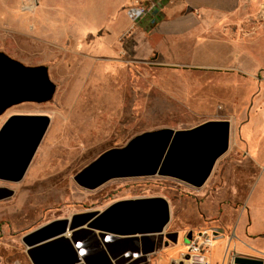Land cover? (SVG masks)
Here are the masks:
<instances>
[{
    "label": "rangeland",
    "instance_id": "rangeland-1",
    "mask_svg": "<svg viewBox=\"0 0 264 264\" xmlns=\"http://www.w3.org/2000/svg\"><path fill=\"white\" fill-rule=\"evenodd\" d=\"M29 2L0 0V12L8 13L9 24L14 23L11 11H20L25 19H32L33 12L41 16L37 6L42 1L37 0L35 11L27 7ZM102 37L68 36L55 47L49 34L46 42L10 28L0 32V52L27 66H46L56 85L49 102L23 103L0 116V127L16 114L50 118L23 179L0 181V188L13 191L0 201V264H31L21 238L45 224L103 210L120 200L150 197L168 201L166 232L177 231L178 240L141 264H169L186 252L187 233L204 228L221 233L210 248V264H222L227 247L264 254V117L251 120V104L264 73L249 80L220 71L163 66L152 56H140L125 42V34L114 52L106 50ZM207 45L212 54L222 48L213 41ZM213 58L218 62L219 57ZM198 59L201 54H192L190 64ZM210 120L230 122L229 148L199 189L159 176L111 180L95 190L82 189L73 180L101 153L124 146L136 135L191 129Z\"/></svg>",
    "mask_w": 264,
    "mask_h": 264
},
{
    "label": "water",
    "instance_id": "water-1",
    "mask_svg": "<svg viewBox=\"0 0 264 264\" xmlns=\"http://www.w3.org/2000/svg\"><path fill=\"white\" fill-rule=\"evenodd\" d=\"M56 85L48 68L27 66L0 52V116L23 103L52 100ZM50 125L45 115H11L0 127V181L20 182ZM228 120H210L191 129L143 132L111 148L78 171L73 180L95 190L116 179L159 176L201 188L227 152ZM13 191L0 188V201ZM170 206L163 197L127 199L103 210L73 214L22 236L31 264H141L176 244L166 232ZM192 232L186 239H191Z\"/></svg>",
    "mask_w": 264,
    "mask_h": 264
},
{
    "label": "crops",
    "instance_id": "crops-1",
    "mask_svg": "<svg viewBox=\"0 0 264 264\" xmlns=\"http://www.w3.org/2000/svg\"><path fill=\"white\" fill-rule=\"evenodd\" d=\"M41 1L37 6L41 5V16L33 12L32 19L11 11L14 23L9 24L5 20L8 13L0 12V32L10 28L25 32L30 40L44 39L49 34L54 37L50 42H55V47L68 36L70 40L105 36L102 40L106 50L114 52L131 27L126 9L134 0ZM36 2L30 0L27 7L35 11ZM161 14L157 25L140 24L125 37L140 56H152L163 66L220 71L241 79L255 80L264 73V0H165ZM44 41L49 42L48 38ZM212 41L222 46L219 54L206 50L207 42ZM192 54H201L202 59L190 64ZM211 56L219 57L218 62ZM231 58L234 61L229 64ZM262 90L264 80L251 104V120L264 117ZM244 135L247 137L248 132Z\"/></svg>",
    "mask_w": 264,
    "mask_h": 264
},
{
    "label": "built area",
    "instance_id": "built-area-1",
    "mask_svg": "<svg viewBox=\"0 0 264 264\" xmlns=\"http://www.w3.org/2000/svg\"><path fill=\"white\" fill-rule=\"evenodd\" d=\"M165 0H147L140 2L134 0L126 9L127 19L131 23L130 29L125 33L129 35L133 28L140 24L153 27L162 18L161 6ZM221 233L215 228H204L192 233L187 243V250L178 258L171 259L169 264H210V248L213 241L220 237ZM264 264V254L253 255L238 253L235 248H226L222 264Z\"/></svg>",
    "mask_w": 264,
    "mask_h": 264
},
{
    "label": "bare ground",
    "instance_id": "bare-ground-1",
    "mask_svg": "<svg viewBox=\"0 0 264 264\" xmlns=\"http://www.w3.org/2000/svg\"><path fill=\"white\" fill-rule=\"evenodd\" d=\"M65 133V132H64ZM65 139V138H64Z\"/></svg>",
    "mask_w": 264,
    "mask_h": 264
}]
</instances>
